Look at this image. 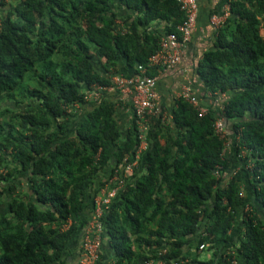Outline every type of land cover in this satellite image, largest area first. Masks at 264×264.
Segmentation results:
<instances>
[{
	"label": "trees",
	"instance_id": "1",
	"mask_svg": "<svg viewBox=\"0 0 264 264\" xmlns=\"http://www.w3.org/2000/svg\"><path fill=\"white\" fill-rule=\"evenodd\" d=\"M226 1L195 68L213 103L199 115L175 97L169 116H153L148 149L103 215L96 264H264V0ZM184 19L178 0H0V103L17 106L0 110V264L65 260L100 185L139 144L133 112L121 128L111 94H88L146 63ZM19 174L27 190L7 199Z\"/></svg>",
	"mask_w": 264,
	"mask_h": 264
},
{
	"label": "built area",
	"instance_id": "2",
	"mask_svg": "<svg viewBox=\"0 0 264 264\" xmlns=\"http://www.w3.org/2000/svg\"><path fill=\"white\" fill-rule=\"evenodd\" d=\"M10 1V0H6ZM185 13V19L178 25L180 36L176 32L163 34L159 41V49L153 53L146 63L138 64L135 70L124 75L116 73L112 75L113 85L104 87L94 85L89 92V98L98 99L101 96L102 89L110 87L128 93L132 105V111L137 125V137L139 144L132 160L127 157L124 159V166L121 164L114 169L112 176L108 182H114L111 188H100L93 198L94 208L90 218L82 228V238L80 248L78 249L77 264H96L100 259L101 246L105 241V232L103 224V215L109 208L113 198L117 195L119 189L126 183L128 175L134 171L138 165L141 154L148 149L147 134L151 127V119L159 114L160 107L158 105L159 96L157 92L158 74H148L149 69H156L158 72L173 68L180 62L182 49L189 41L192 31L196 25L199 2L198 0H178ZM230 15V4L226 1L222 15H213L212 23L217 29L223 24L224 20ZM189 84V83H188ZM184 85L176 94V97H183L189 101L198 111L199 115H203L208 111L209 104L213 103L212 92L207 93L208 104L201 103L199 95H197L190 84ZM225 92L217 93V99L224 98ZM215 128L222 137L227 136L225 120L220 116L215 122ZM224 150H228L230 142L226 140ZM221 166H217L215 174L219 178L221 175ZM114 180V181H112ZM244 190L240 191V195H244ZM247 204L245 210H250ZM71 220L64 224V228H68ZM204 248V244L200 245V249ZM234 259L232 264H236ZM146 264H154L152 259ZM155 264H164L157 261Z\"/></svg>",
	"mask_w": 264,
	"mask_h": 264
},
{
	"label": "crops",
	"instance_id": "3",
	"mask_svg": "<svg viewBox=\"0 0 264 264\" xmlns=\"http://www.w3.org/2000/svg\"><path fill=\"white\" fill-rule=\"evenodd\" d=\"M198 2L199 12L196 25L189 41L182 49L180 62L171 69L158 72L157 92L159 96L158 105L160 108L165 107L163 103L169 101L168 110L171 111L174 105L175 95L188 83L193 91L199 95V98L204 101L203 104L209 103L208 99L202 96L204 86L195 74V68L203 53L211 49L214 45L217 27L212 23V16L222 15L226 0H198ZM155 23L158 24L159 28H163L161 21ZM104 91H106L107 94H111V99L116 101L118 123L120 122L123 126H127L128 128L131 125L133 112L130 96L128 93H124L113 87L107 88ZM129 177L130 174L128 175V178ZM113 183L114 182H104L103 185H100V188H111L114 185Z\"/></svg>",
	"mask_w": 264,
	"mask_h": 264
},
{
	"label": "rangeland",
	"instance_id": "4",
	"mask_svg": "<svg viewBox=\"0 0 264 264\" xmlns=\"http://www.w3.org/2000/svg\"><path fill=\"white\" fill-rule=\"evenodd\" d=\"M10 1H14V0H10ZM92 101H95V99L92 98ZM168 103H169V101L163 103L165 106V107H163V109H164L167 116L170 115V110H168ZM6 106H11V108H17V106H15V102H13V101L8 102L7 100H4L0 103V110H2ZM70 110H71L70 113H72V112L76 113V111L78 112V110H80V109H76V107H74V108H71ZM6 115L7 114L0 115V122L4 121V119L7 117ZM119 124H120L121 128H124V129L127 128V126H123L120 122H119ZM4 170L6 171V169H4ZM10 170L13 171V165L10 166ZM19 175L21 177V178H19L21 181L19 182L18 186L12 185V187L7 191L8 192V194L6 193L7 199L9 198L8 196L20 197V196H24V194H25V191L27 190L26 185L24 183V180L22 179V174H19ZM7 211H8V202H7V200H3L0 202V214L7 213ZM81 238H82V231H80L78 242H76L71 248L68 249L67 256H66L65 260L64 261H57L54 264H77L78 249L80 248ZM205 248L206 247H204V249L199 251L200 257H202V258H207L208 256H210V253H211V251L205 250ZM108 262H109V264L112 263L111 258H110V261H108Z\"/></svg>",
	"mask_w": 264,
	"mask_h": 264
}]
</instances>
